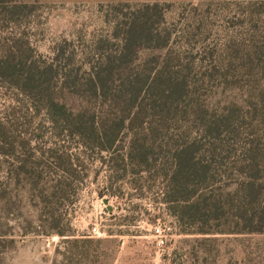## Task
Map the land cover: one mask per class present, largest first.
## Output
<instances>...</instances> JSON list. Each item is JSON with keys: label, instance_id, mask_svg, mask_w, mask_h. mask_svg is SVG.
<instances>
[{"label": "rangeland", "instance_id": "374dc122", "mask_svg": "<svg viewBox=\"0 0 264 264\" xmlns=\"http://www.w3.org/2000/svg\"><path fill=\"white\" fill-rule=\"evenodd\" d=\"M136 16L157 36L134 48L127 71L187 76L191 118L198 107L219 118L245 99L263 103L257 119L264 116V0H0V59L21 47L28 61L53 63L55 101L73 112L87 104L88 115H107L110 94L89 100L85 83L92 64L121 52L122 29ZM113 82L117 87L119 78ZM35 105L14 80L0 78V264H264V232L248 233L226 213L204 226L178 223L164 200L158 164L151 172L118 170L109 183L110 153L56 135ZM243 111L241 136L264 139V124L251 120L254 110L245 103ZM176 119L170 130L177 136L190 118ZM120 136L118 154L125 152L128 127ZM256 161L253 174L220 168L227 173L215 174L218 194L251 176L264 202V150Z\"/></svg>", "mask_w": 264, "mask_h": 264}, {"label": "trees", "instance_id": "16d2710c", "mask_svg": "<svg viewBox=\"0 0 264 264\" xmlns=\"http://www.w3.org/2000/svg\"><path fill=\"white\" fill-rule=\"evenodd\" d=\"M122 30L121 52L92 64L91 74L85 83L86 90L90 92L89 100L105 98L110 94L111 101L103 104L107 115H88L87 104L83 110L73 112L66 109V104L55 101L49 87L54 72H57L54 64L38 66L28 61L21 47L5 51V56L0 59V78L14 80L21 92L32 98L34 105L41 104L40 108L45 111L56 135L66 133L79 139L87 148L110 153L108 163L115 174L109 177V183H114L118 170L124 174L131 167L151 172L158 164V175L164 182V200L178 223L185 226L186 221L195 225L199 222L204 226L209 221L220 220L226 213L233 220L239 219L244 231L264 232V202L260 199L262 188L255 177L245 179L235 191L225 196L218 194L215 188L218 183L215 174L220 168L226 166L231 172L237 169L243 175L257 170L256 158L258 151L264 150V139L258 134L243 137L240 129L247 125L243 113L245 103L248 110H254L251 120L264 124L263 115L257 119L258 107L263 103L251 102L248 105L246 99L241 105L232 102L227 112L215 119L198 107L191 118L186 109L189 95L187 76L167 69L127 71L134 65V60L130 58L134 48L143 41L153 42L157 36L150 22L136 16ZM16 53L20 54L17 60ZM18 66L20 75L16 70ZM116 78L120 81L117 87L113 82ZM72 83L76 84L75 81ZM113 87L116 88L114 92ZM178 114L190 120H186L189 125L176 136L170 129L178 124ZM124 127L129 129L128 143L125 152L118 154ZM194 128L202 132L200 136L190 134ZM236 153L245 159L232 160ZM54 156L60 166H64L66 161L56 151ZM220 172L227 173V170ZM100 195L103 196V193ZM199 232L210 231L201 228Z\"/></svg>", "mask_w": 264, "mask_h": 264}, {"label": "built area", "instance_id": "2783aa9c", "mask_svg": "<svg viewBox=\"0 0 264 264\" xmlns=\"http://www.w3.org/2000/svg\"><path fill=\"white\" fill-rule=\"evenodd\" d=\"M157 232H160V229H157ZM159 243H164V240L163 239H161L160 241H159Z\"/></svg>", "mask_w": 264, "mask_h": 264}]
</instances>
